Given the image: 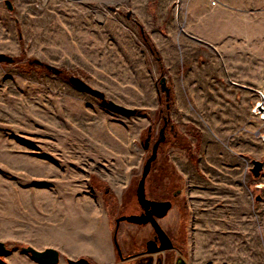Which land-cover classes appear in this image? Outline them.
I'll return each mask as SVG.
<instances>
[{"label":"rangeland","instance_id":"1","mask_svg":"<svg viewBox=\"0 0 264 264\" xmlns=\"http://www.w3.org/2000/svg\"><path fill=\"white\" fill-rule=\"evenodd\" d=\"M10 1L0 0V52L13 57L0 62V240L10 248L0 264H44L21 245L56 248L57 264L85 256L86 191L101 195L113 233L114 218L139 207L142 141L149 124L158 138L162 115L171 127L145 192H176L158 222L177 249L117 264H264V119L253 111L264 97V0H200L201 23L188 22V0ZM28 58L66 73L27 69ZM68 75L141 112L107 109ZM152 233L120 220L116 239L126 252Z\"/></svg>","mask_w":264,"mask_h":264},{"label":"water","instance_id":"2","mask_svg":"<svg viewBox=\"0 0 264 264\" xmlns=\"http://www.w3.org/2000/svg\"><path fill=\"white\" fill-rule=\"evenodd\" d=\"M5 5L7 8H12V3L10 0H4ZM13 57L9 54L4 52H0V62H12ZM47 67L50 68V65L47 64ZM55 73H59V69H52ZM68 82H70L74 87L78 90L93 95L94 97L98 98L100 103L105 106L107 109L118 113L123 116H131L135 114H139L141 110L136 107H127L122 104L116 103L113 100L107 98L101 90L91 86L85 80L77 75H68L67 77ZM160 89L164 90L165 93L168 92L164 77H161L159 80ZM260 93V100L256 102L253 107L254 112H259L260 116L264 119V104H263V94ZM164 126H162L159 130V137L153 143L149 156L145 159L144 164L142 166V171L140 177L137 181V185L135 188V196L139 206L142 209V212L138 214H124L117 216L115 218V226L113 228V241L115 244L117 254L122 257V252L116 240V233H117V226L120 220H126L131 223L135 224H146L149 223L152 227L153 231L155 232L154 239H150L146 241V252L153 253L157 251H163L165 249H170L173 247V244L166 234L164 229L158 222V218H161L166 215L167 211L171 208V201L166 200H156V199H149L146 197L145 193V179L148 175L151 164L153 160L156 158L157 154V145L163 141L164 134H163ZM152 133V126L151 124L148 125L146 136L142 141V147L147 149L149 147V142L151 139ZM262 140L264 141V135L261 136ZM252 166L250 167V171L252 172L253 176L257 177L260 174L262 169V162L258 159H252ZM158 239L159 244H157L156 240ZM20 249L26 253H28L34 260L44 263V264H57L59 261V252L56 248L52 246H46L42 249H38L31 245H21ZM10 251L9 246L2 240H0V258ZM67 264H88L89 261L86 257L80 256L77 258H66Z\"/></svg>","mask_w":264,"mask_h":264},{"label":"crops","instance_id":"3","mask_svg":"<svg viewBox=\"0 0 264 264\" xmlns=\"http://www.w3.org/2000/svg\"><path fill=\"white\" fill-rule=\"evenodd\" d=\"M198 2H200V0H188L186 5V17L188 18V22L192 20V17L198 20L199 23L202 22L203 16L200 14L201 5H199L202 4V1L200 3ZM196 5L199 6L196 7ZM205 7H207V5H205ZM196 33L198 32L196 31ZM78 202L85 206L89 217L88 225L90 224L91 226V228L90 226L88 227V231L85 232L86 234L83 238L85 243L83 242L84 245L82 246L84 249L81 250L84 251L79 250L78 253L81 252L80 254L87 256L91 264H117L112 240V228L101 195L93 192V190L86 191L81 195ZM64 255L67 256L70 255V253L66 252Z\"/></svg>","mask_w":264,"mask_h":264},{"label":"flooded vegetation","instance_id":"4","mask_svg":"<svg viewBox=\"0 0 264 264\" xmlns=\"http://www.w3.org/2000/svg\"><path fill=\"white\" fill-rule=\"evenodd\" d=\"M59 73H60V69H59ZM67 77V76H66ZM162 126H164V130H163V134H164V139H163V141H161L158 145H157V154H156V158H157V156H158V154H159V151L161 150V144L166 140V137H165V131L168 129V128H170L171 127V125H170V123L168 122V119H166V118H163V125ZM155 142V140H151L150 139V142H149V147H150V150H151V147H152V145H153V143ZM155 158V159H156ZM178 191V190H177ZM146 193V192H145ZM175 191H171V196H169V195H167V193L165 192V194H163V195H160V196H153L152 194H146V197H148L149 199H156V200H166V199H168V200H170L171 201V205H172V196H175ZM139 205V204H138ZM140 212H142V209H141V207L139 206L137 209H136V211H133V212H129V213H121V214H119V215H117V216H120V215H124V214H132V213H134V214H138V213H140ZM116 216V217H117ZM115 217V218H116ZM115 218H114V221H115ZM159 219V218H158ZM146 224H149V223H146ZM150 225V224H149ZM114 226H115V224H114ZM162 227V226H161ZM165 231V230H164ZM117 234V233H116ZM167 234V233H166ZM168 235V234H167ZM154 236H155V232L153 231V233L150 235V236H148L146 239H144L143 240V243L141 244V245H135L133 242L131 243V248L130 249H128V251H126V252H123V251H121L122 252V257H120L118 254H116L117 255V258H118V260H117V263H118V261H120V260H125V259H130V258H138L139 260H141V257L143 256V255H148V254H150L149 252H146V241H148V240H150V239H154ZM169 236V235H168ZM169 238H170V240H171V242H172V244H173V247L172 248H170V249H165V250H163V251H157V252H153V253H164L165 251H170V250H175V249H177V247H176V244L174 243V241H173V239H172V237L171 236H169ZM112 240H113V233H112ZM117 240V239H116ZM156 240V242H157V244H159V241H158V239H155ZM118 243V242H117ZM113 245H114V249H115V251H116V248H115V244H114V241H113ZM119 245V244H118ZM120 247V246H119ZM120 250H121V248H120ZM78 257H80V256H78ZM85 257V256H84ZM68 258V257H67ZM1 259V258H0ZM59 259H60V256H59ZM66 260V259H65ZM59 262V261H58ZM184 264V260L181 258V256H178V258H177V256L176 257H174V258H165L164 257V259H163V264ZM67 264V263H66Z\"/></svg>","mask_w":264,"mask_h":264},{"label":"trees","instance_id":"5","mask_svg":"<svg viewBox=\"0 0 264 264\" xmlns=\"http://www.w3.org/2000/svg\"><path fill=\"white\" fill-rule=\"evenodd\" d=\"M142 39H143L144 43L149 47V49L155 54L156 59L158 60L160 66L163 68V62H162V59L160 58L158 48L154 46V44H153V42L151 41L150 37L147 36L146 33H143V32H142ZM22 55H24V51H22ZM33 65H40V66L44 67L46 70H52L51 67L48 68V67H47V64H45V63H43V62H41V61H39V60H37V59H29V58H28V59L26 60V63H25L26 68H27V69L32 68L31 66H33ZM65 73H66V70L60 69V73H59V74H62V75H63V74H65ZM168 89H169V88H168ZM170 98H171V95L169 94V90H168V94L166 95V102H165V105H166L167 102H169ZM166 110H167V107H165V111H166ZM159 113L162 114L163 112L159 109ZM162 118H166V119H168L165 115H162ZM196 135H197V134H196ZM159 136H160V135H159ZM159 136H158V137H159ZM162 144H163V143H162ZM178 145H180V146L184 147L186 150H188V151H189V155H190V157H191L192 159H194V154H193V152H192L191 149H190L189 141H188L187 139H185L184 142H182L181 140H179V141H178ZM154 160H155V159H154ZM154 160H153V161H154Z\"/></svg>","mask_w":264,"mask_h":264}]
</instances>
